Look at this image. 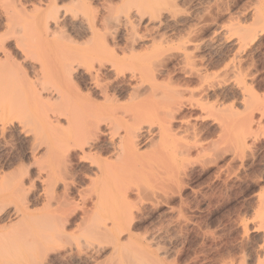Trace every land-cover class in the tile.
<instances>
[{
    "label": "rangeland",
    "instance_id": "rangeland-1",
    "mask_svg": "<svg viewBox=\"0 0 264 264\" xmlns=\"http://www.w3.org/2000/svg\"><path fill=\"white\" fill-rule=\"evenodd\" d=\"M39 2L0 0V39L9 55L0 51V123L5 124L4 134L0 132V190L12 178L23 176L29 200L33 199L30 221L73 216L63 236L26 251L15 239L25 221L10 230L0 223V264H257L262 232L254 215L256 202L264 195V132L244 147V127L252 111L255 119L262 113L256 103L264 101V36L261 46L240 51L218 34L239 17L249 22L252 10L264 0H223L218 5L213 0H176L174 11L184 19L179 36L164 45L159 38L145 42L153 62L167 64V72L158 79L166 92L153 99L123 94L117 103L120 111L136 109L142 126L152 129L151 142L141 145V159L136 157L145 171L127 179L131 189L127 202L118 195L102 196L111 205L99 209L94 203L101 183L90 181L97 178L90 174L95 170L91 160L62 146L77 129L68 130L63 120V128L54 132L44 117L45 106L31 95L16 70L21 65L28 79L36 81L31 68L41 72V64L26 56L37 49L47 59V82L56 73L55 65L60 73L63 62L79 55L101 54L107 60V50L125 47L115 34V22L145 6L143 0H57L54 13L59 10L66 16V26L62 23L63 28L43 33L37 29L43 17ZM133 21L129 29L135 37L129 44L136 42L138 53H145L139 40L155 30ZM164 32L156 30L154 36ZM235 37L234 32L226 36L229 41ZM117 54L122 59L121 51ZM77 78V83L82 81L75 83L80 95L87 96L88 86ZM55 82L59 84L57 78ZM208 88L216 90L207 92ZM19 96L24 97L22 102ZM96 96L91 98L94 102L104 103ZM180 103L184 110L176 113L173 124L166 123L164 118L171 120V109ZM120 133L117 140L124 144L127 133L123 129ZM109 155L97 156L115 166L136 160L128 155L116 161ZM68 185L71 189L66 191ZM21 251L25 254L16 257Z\"/></svg>",
    "mask_w": 264,
    "mask_h": 264
},
{
    "label": "bare ground",
    "instance_id": "bare-ground-1",
    "mask_svg": "<svg viewBox=\"0 0 264 264\" xmlns=\"http://www.w3.org/2000/svg\"><path fill=\"white\" fill-rule=\"evenodd\" d=\"M213 1L217 5L218 3L220 4L223 2V0ZM175 2L176 0H143L142 3L145 7L142 8L139 5L140 8L135 9V12L133 11L134 13H130V15L126 16V19L124 18L125 20H122V18L118 22H115V34L117 38H120L125 42V47H123V45L122 48L120 47L121 45L117 43L118 47L120 48L107 50L106 53L109 56L107 60H105L101 54L95 55V57L92 58L90 56L79 55L76 59H74V61L63 62L62 67H58L60 69V73L57 71V65L54 64L56 67V73H54L55 77L53 76L52 78V76H50V79L52 80L49 82L46 80V67H48L46 64L47 59L42 54L39 55V52L41 51L40 49H37L32 54L27 53L26 56V59L31 57L33 60L41 64L42 73L38 71L36 67L31 68V70L33 69L32 72L37 78L36 81L32 83L31 80L28 79L27 71L23 69L21 65L17 67V77L21 80V82L26 84L31 95H34L35 99L38 98V100H40V102L38 101L40 106L41 104L42 106H45V110L43 111L44 117L49 122L54 132L63 128V120L67 124L68 130L74 127L77 129V135L73 137H65L63 139L62 146L65 147L66 151L68 150L69 152L73 147L74 149L72 150H78L82 152L83 160H91V165L94 166L93 169L96 171L91 169L92 171L90 174H93V176L97 178L91 179L90 181L92 184L97 182L101 183L99 187L96 188L98 198L94 203L95 209H99L100 207L106 208L111 205L109 199L104 200L106 196L112 197V195H118L122 201L127 202L129 193L131 192V189L126 187L127 179L132 175H139L145 171L144 167L140 164V162H138L136 157L141 159L139 154L141 145L144 143L149 144L151 142L152 129H146L144 126H142L143 122L138 120L139 118H137L136 109L133 112L120 111L117 107V103L119 102V96L123 94H126V96L130 97L131 99L141 97H149L153 99L159 97V95L163 93L162 90H165L163 89L164 85L158 83V79L167 72V64L163 65L161 63L158 65V63L153 62L148 52H146L149 48L146 47L145 42L151 39L155 41L157 38H159L162 40L161 45H164L165 43H170L173 38H177L179 36L180 27L184 23V19L178 17V15L175 13ZM57 4H59L57 0H48L47 4L45 3V0H40V9H37L41 15H43V17H41L37 24V29L39 31L48 33L52 27L54 29H59V27H62L61 24L63 21L65 22L64 18L66 16H62L64 14L60 15L58 13V9V11L54 13V10L56 11L55 6ZM44 7L47 9L46 11L42 9ZM250 17L251 19L249 18V22H247V20L243 21L242 18L239 17L237 18L236 23L231 24L228 28H223L218 34L220 40L222 42L224 41L225 44H229L230 46L237 48L240 51L245 50L247 46L251 49L261 46V39L262 36H264V4L260 3L257 7H255V9L252 10ZM133 18L136 20V22L133 21L135 25L137 24L138 26H144L146 30L150 29V31L152 30L153 32L155 30L154 32H156V30L159 31V29H165V32L162 33L163 35H159L160 33H158L156 36H154V32L151 33L150 31H147L150 33L143 35L141 37L142 39L139 38L141 39L139 41L144 43L143 45L146 47L144 48L145 53H138L136 42H131L132 44H129L130 38L135 37L133 35L134 33L132 32L133 30L129 29L130 25H132ZM68 24L71 25V23ZM62 25H64V23ZM65 26L66 25L63 27L65 28ZM113 26L110 28H113ZM79 31H76V33ZM232 32H234L236 37L229 41L226 36L228 33ZM162 38H165V40ZM124 42L122 43L124 44ZM117 50L119 52L121 51L123 54L122 59L118 57ZM0 51L4 52L6 56H9L5 52V43L1 41V39ZM183 57L185 59L184 55ZM118 59L121 61L120 64L118 63ZM162 60L167 61L168 59ZM95 61L98 62V68H96L94 64ZM107 63H110L111 66H108ZM109 72L114 74H109ZM77 77H81V79L83 78L85 81H83V84L88 86L87 91H89V94L87 96L80 95L77 88V85L80 82L77 83L75 81ZM56 78L59 80V84L61 86L55 82ZM146 80L150 81L149 86L145 84ZM2 83L3 79L1 80L0 78V85H2ZM79 87L81 89L82 86ZM215 90V88L206 89L207 92H212ZM164 92H166V90ZM96 94L104 99V103H96L91 99L92 97L96 96ZM43 95H45V97ZM19 97L21 99V96ZM23 100L24 97H22L20 101L22 102ZM263 102L260 100L256 103V109L259 111L262 110V113L260 111V118L255 119L254 112L252 111V114L249 116V119L246 122L247 124L244 128L247 136L245 137L244 147H247V140H258L264 132L262 130L264 129ZM182 104H177V106L179 105L178 107H176L175 104L174 108L170 111V113L174 111L173 115L171 114V120L167 119L166 117L164 118L166 123L173 124V120L177 119L175 116L176 113L180 112L184 107H186L185 104ZM16 106L18 107V105ZM190 108H194V105H191ZM41 109L43 110L44 108L41 107ZM4 129L5 124L0 123V132L2 135L4 134ZM122 129L127 133V140L126 142L123 141V143L125 142L124 144L118 142L117 140V137H119L121 134L120 131ZM254 129L258 130L255 132ZM190 150L187 151L188 155H191ZM94 151H97L95 152L96 154H91V152ZM72 152L74 154V151ZM103 153L110 154L109 158H116V161L120 160L122 156L128 155L133 159L135 158L136 160H123L124 163L115 166L113 165L114 163L104 161L97 156L98 154L99 156L103 155ZM106 163L109 165H106ZM89 170L87 171L90 172ZM90 174L88 173V175ZM73 184L75 185V182H73ZM69 186L70 185L65 186L64 189L69 191L71 189ZM26 191V182L23 176L12 178V181L4 189L0 190V223H3V225L5 224L4 226L2 225V228L10 230L21 225L25 221V225L21 232H17V236L15 237L16 242H20V244L24 246L25 251L28 250L32 245L39 248L48 246L51 241L53 242L54 240H57L58 237L63 236L66 233L65 228L68 223L72 222L73 216L71 213L64 218L60 217L61 219L57 221L56 218L55 220L51 218L53 219L52 225L51 220H49L51 223L49 221H40L41 223L38 221H30V217H32V214L29 211L32 205H30V202H33V199L29 200L30 198L28 197V193H26ZM102 196L104 198H102ZM256 203L257 210L255 211V215L254 213L253 215L257 222L256 226L262 232V234L260 232L262 236H260L262 238V245L258 251L256 259L257 264H264V195H260L258 202ZM20 204H23V209H21ZM15 220L17 221L16 225H11ZM25 251H21L20 253L18 252L19 254L17 253L16 257H20L21 255L25 254Z\"/></svg>",
    "mask_w": 264,
    "mask_h": 264
}]
</instances>
